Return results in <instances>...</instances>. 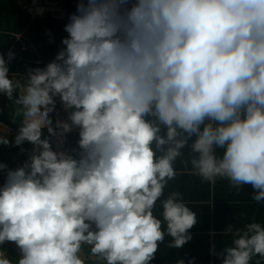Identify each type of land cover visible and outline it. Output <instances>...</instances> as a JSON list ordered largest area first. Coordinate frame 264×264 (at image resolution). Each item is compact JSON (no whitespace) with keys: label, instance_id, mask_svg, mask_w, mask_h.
<instances>
[{"label":"clouds","instance_id":"1","mask_svg":"<svg viewBox=\"0 0 264 264\" xmlns=\"http://www.w3.org/2000/svg\"><path fill=\"white\" fill-rule=\"evenodd\" d=\"M64 30L55 59L21 78L0 52V98L19 120L14 142L0 120V145L33 146L0 187V264H151L166 236L183 248L198 215L165 195L178 161L264 202V0H78ZM57 98L74 110L54 122ZM76 129L78 149L57 150ZM220 235L221 264L264 260V224Z\"/></svg>","mask_w":264,"mask_h":264},{"label":"trees","instance_id":"2","mask_svg":"<svg viewBox=\"0 0 264 264\" xmlns=\"http://www.w3.org/2000/svg\"><path fill=\"white\" fill-rule=\"evenodd\" d=\"M78 0H62V4L67 8V17L65 19L54 18L50 11L43 16H33L28 10L21 7L19 0H0V52L5 56L9 50L15 53V59L10 63V76L12 74L25 75L29 69L45 67L52 62L59 51L64 47L62 40L68 36L64 30L65 25L69 22L70 15L74 14L77 9ZM3 112L0 113V119L13 128V133L6 135L10 141L14 142L17 134L18 122L12 121L14 111L12 105L6 97H2ZM67 112L57 98V109L52 114L55 122L57 117L64 118ZM44 135L47 136V129H44ZM79 131L74 130L66 136V149H78ZM32 145L25 143L22 146H15L14 143L3 146L0 145V163L7 165V169L0 172V187L6 182L7 171L21 167L28 159V152ZM55 149V142L53 143ZM21 148L24 151H21ZM7 154L6 157L3 155ZM264 203V202H263ZM262 214L252 216L246 219V223L258 222L264 224V204ZM245 223V224H246ZM244 224V225H245ZM238 227L236 224H232ZM243 225V226H244ZM221 232H215L214 242L216 251L219 253L222 249L231 244V235H220ZM14 247V246H11ZM210 251H208V255ZM213 261L203 264H221L220 257L213 255ZM18 258L14 257V261ZM264 264L259 256L253 257L250 264Z\"/></svg>","mask_w":264,"mask_h":264},{"label":"crops","instance_id":"3","mask_svg":"<svg viewBox=\"0 0 264 264\" xmlns=\"http://www.w3.org/2000/svg\"><path fill=\"white\" fill-rule=\"evenodd\" d=\"M21 7L24 8L22 5ZM175 167L176 179L169 183L165 195L174 190L183 193L189 207L197 212L198 222L190 230L192 239L181 249H169L166 245L171 238L166 236L165 243L160 245L156 258L151 264H177L181 259L185 264H188L189 260H194V264L212 262L213 233L222 232L230 224L243 227L248 216L250 219L263 213L264 203L258 204L252 199L254 190L251 186L246 185L237 193L230 189L226 180H218L215 185L202 183L199 177L191 174L190 164L185 167L178 161ZM159 211L158 208L155 213L157 216ZM89 251L88 247L83 251V255L88 257ZM208 251H210L209 255ZM86 264H104V262L86 259Z\"/></svg>","mask_w":264,"mask_h":264},{"label":"rangeland","instance_id":"4","mask_svg":"<svg viewBox=\"0 0 264 264\" xmlns=\"http://www.w3.org/2000/svg\"><path fill=\"white\" fill-rule=\"evenodd\" d=\"M19 2L25 8H28L29 10L34 11V9H33L34 8V5L33 4H34L35 0H19ZM41 2H42V4H45L44 5V7H45L44 13L37 14L34 11V13H35L36 16L37 15L38 16H43L48 9H56V8H54L57 5L56 0H41ZM17 78H21L20 75H18ZM2 101H3L2 98H0V105H1ZM67 119H68V115L66 114V116L63 119H61V120H67ZM10 129H11V133H13L14 130H13V128L11 126H10ZM76 130H78V129H76ZM11 133H5V135H10ZM59 150H66V149H59ZM3 156L6 157L7 154H4ZM11 246H14V247H11ZM3 247H4L5 251L7 252V254L10 256L11 259L14 258V257L18 258L19 251L16 248V246H15L14 243H11V242L6 243ZM87 248H88V246H83V251L86 250ZM89 254H90V251L88 253V256H89Z\"/></svg>","mask_w":264,"mask_h":264},{"label":"built area","instance_id":"5","mask_svg":"<svg viewBox=\"0 0 264 264\" xmlns=\"http://www.w3.org/2000/svg\"><path fill=\"white\" fill-rule=\"evenodd\" d=\"M56 2H57V5L54 7L56 9H48L47 11H50L52 17H54V18L65 19L67 17V8H65L63 6L62 0H56ZM26 10H28L33 16H36L35 13H34V11L29 10L28 8H26ZM55 147H56V144H55ZM62 149H66V144L63 145V148ZM57 150H59V149H57Z\"/></svg>","mask_w":264,"mask_h":264},{"label":"bare ground","instance_id":"6","mask_svg":"<svg viewBox=\"0 0 264 264\" xmlns=\"http://www.w3.org/2000/svg\"><path fill=\"white\" fill-rule=\"evenodd\" d=\"M48 4V3H47ZM34 11H35V13H37V14H42V13H44V9H45V7H44V4H42V2H41V0H35V2H34ZM41 10H43L42 12H41ZM1 120V119H0ZM3 121V120H2ZM3 123H4V121H3ZM5 124V123H4ZM5 125H7V124H5ZM8 126V128H10V126L9 125H7Z\"/></svg>","mask_w":264,"mask_h":264},{"label":"water","instance_id":"7","mask_svg":"<svg viewBox=\"0 0 264 264\" xmlns=\"http://www.w3.org/2000/svg\"><path fill=\"white\" fill-rule=\"evenodd\" d=\"M72 110H74V109H71V110H68V111H67V112H68V115H69V112L72 111Z\"/></svg>","mask_w":264,"mask_h":264}]
</instances>
